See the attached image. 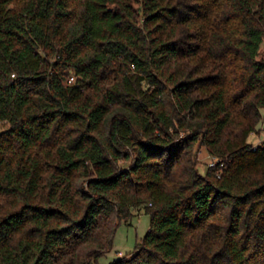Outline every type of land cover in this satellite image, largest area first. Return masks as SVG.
I'll return each instance as SVG.
<instances>
[{
	"label": "trees",
	"instance_id": "trees-1",
	"mask_svg": "<svg viewBox=\"0 0 264 264\" xmlns=\"http://www.w3.org/2000/svg\"><path fill=\"white\" fill-rule=\"evenodd\" d=\"M263 43L264 0H0V264H101L136 208L108 264H264Z\"/></svg>",
	"mask_w": 264,
	"mask_h": 264
},
{
	"label": "rangeland",
	"instance_id": "rangeland-1",
	"mask_svg": "<svg viewBox=\"0 0 264 264\" xmlns=\"http://www.w3.org/2000/svg\"><path fill=\"white\" fill-rule=\"evenodd\" d=\"M261 55L264 53V43L261 46ZM262 119L257 125V131L250 134L248 141L253 145H259L264 141V108L262 109ZM8 127V122L0 121V131ZM214 158L205 148L199 152V169L205 173L210 162ZM135 216L128 222H122L116 230L113 249L105 256L101 257V264H108L111 260L122 257L135 250L138 242L150 228V215L143 209H133Z\"/></svg>",
	"mask_w": 264,
	"mask_h": 264
},
{
	"label": "built area",
	"instance_id": "built-area-1",
	"mask_svg": "<svg viewBox=\"0 0 264 264\" xmlns=\"http://www.w3.org/2000/svg\"><path fill=\"white\" fill-rule=\"evenodd\" d=\"M72 80V79H71ZM214 164V162L212 161V162H210V165H213Z\"/></svg>",
	"mask_w": 264,
	"mask_h": 264
}]
</instances>
